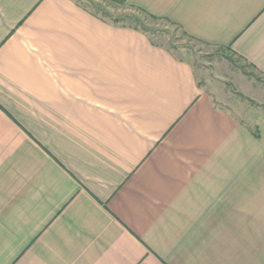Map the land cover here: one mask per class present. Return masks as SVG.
<instances>
[{
	"label": "crops",
	"instance_id": "1",
	"mask_svg": "<svg viewBox=\"0 0 264 264\" xmlns=\"http://www.w3.org/2000/svg\"><path fill=\"white\" fill-rule=\"evenodd\" d=\"M103 1L264 78V0ZM0 264H264V109L139 25L0 0Z\"/></svg>",
	"mask_w": 264,
	"mask_h": 264
},
{
	"label": "rangeland",
	"instance_id": "2",
	"mask_svg": "<svg viewBox=\"0 0 264 264\" xmlns=\"http://www.w3.org/2000/svg\"><path fill=\"white\" fill-rule=\"evenodd\" d=\"M78 1L103 15L146 28L156 42L192 63L200 84L218 106L243 113L248 106L264 109V78L253 73L226 49L198 44L175 26L149 19L123 5L103 0Z\"/></svg>",
	"mask_w": 264,
	"mask_h": 264
}]
</instances>
